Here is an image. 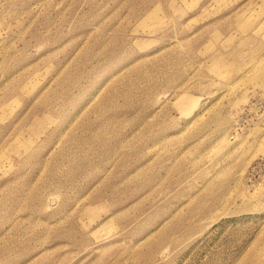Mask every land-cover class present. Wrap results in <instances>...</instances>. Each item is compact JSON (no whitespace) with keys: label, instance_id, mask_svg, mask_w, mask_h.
Wrapping results in <instances>:
<instances>
[{"label":"rangeland","instance_id":"1","mask_svg":"<svg viewBox=\"0 0 264 264\" xmlns=\"http://www.w3.org/2000/svg\"><path fill=\"white\" fill-rule=\"evenodd\" d=\"M0 264H264V0H0Z\"/></svg>","mask_w":264,"mask_h":264},{"label":"bare ground","instance_id":"2","mask_svg":"<svg viewBox=\"0 0 264 264\" xmlns=\"http://www.w3.org/2000/svg\"><path fill=\"white\" fill-rule=\"evenodd\" d=\"M182 97H184L183 99H185V95H184V96H182ZM186 99H187V96H186Z\"/></svg>","mask_w":264,"mask_h":264}]
</instances>
